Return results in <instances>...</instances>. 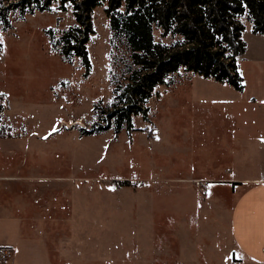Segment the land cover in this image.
<instances>
[{"label": "rangeland", "instance_id": "rangeland-1", "mask_svg": "<svg viewBox=\"0 0 264 264\" xmlns=\"http://www.w3.org/2000/svg\"><path fill=\"white\" fill-rule=\"evenodd\" d=\"M105 6L93 13L89 75L81 57L67 61L56 45L77 26L73 8L11 7L10 26L0 24V138L29 153L3 162L28 173L43 157L44 174L72 178L66 211H80L75 224L25 231L20 252L0 264H237L227 255L243 187L225 181L264 178V36L244 19V91L180 69L155 88L132 129L123 123L117 132L111 120L100 131L132 67ZM154 35L165 45L177 39L157 27Z\"/></svg>", "mask_w": 264, "mask_h": 264}, {"label": "trees", "instance_id": "trees-1", "mask_svg": "<svg viewBox=\"0 0 264 264\" xmlns=\"http://www.w3.org/2000/svg\"><path fill=\"white\" fill-rule=\"evenodd\" d=\"M0 0V24L10 26V8L23 12L48 10L53 3L73 4L77 26L63 32L57 46L62 57H81L90 74L92 64L87 44L94 34L93 13L105 6L114 38L122 40L130 52L126 84L115 88V101L103 113L109 130L111 120L117 132L123 123L132 129V118L147 115L145 104L158 85L180 69L192 72L237 91H244L239 58L247 50L243 39L246 18L253 31L264 36V0ZM123 7H125L124 10ZM155 27L163 35L177 38L172 45L155 42ZM103 115V116H104ZM94 131V130H93ZM92 132L84 131V134ZM127 186L129 181H118Z\"/></svg>", "mask_w": 264, "mask_h": 264}, {"label": "crops", "instance_id": "crops-1", "mask_svg": "<svg viewBox=\"0 0 264 264\" xmlns=\"http://www.w3.org/2000/svg\"><path fill=\"white\" fill-rule=\"evenodd\" d=\"M11 140L0 138V231L4 238L3 241L0 238V250L11 248L15 253L25 231L59 228L68 219H74L71 223L75 224L80 211H66V205L74 206L75 198L70 190L72 178L44 174L43 157H39L42 162L32 165L28 173L23 168L16 172L6 168L3 157L15 156V150L29 157L26 146L20 147ZM225 182L243 187L236 195L231 213L232 245L227 256L232 263L264 264V178H236ZM51 191H61V198H50L47 193Z\"/></svg>", "mask_w": 264, "mask_h": 264}, {"label": "built area", "instance_id": "built-area-1", "mask_svg": "<svg viewBox=\"0 0 264 264\" xmlns=\"http://www.w3.org/2000/svg\"><path fill=\"white\" fill-rule=\"evenodd\" d=\"M50 8L54 13H56L60 10L66 12V11L73 8V4L71 2H67L63 6H58V7L51 5ZM13 257H14V250L13 249L6 248V249L0 250V262H5L8 260H11Z\"/></svg>", "mask_w": 264, "mask_h": 264}, {"label": "snow or ice", "instance_id": "snow-or-ice-1", "mask_svg": "<svg viewBox=\"0 0 264 264\" xmlns=\"http://www.w3.org/2000/svg\"><path fill=\"white\" fill-rule=\"evenodd\" d=\"M0 42H2V37H0ZM2 95V94H0ZM238 259H242V257H237Z\"/></svg>", "mask_w": 264, "mask_h": 264}]
</instances>
